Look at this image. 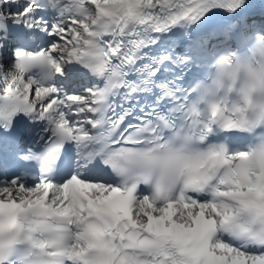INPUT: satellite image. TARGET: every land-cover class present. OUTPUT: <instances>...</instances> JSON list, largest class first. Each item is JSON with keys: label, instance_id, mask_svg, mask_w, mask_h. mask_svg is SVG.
<instances>
[{"label": "snow or ice", "instance_id": "snow-or-ice-1", "mask_svg": "<svg viewBox=\"0 0 264 264\" xmlns=\"http://www.w3.org/2000/svg\"><path fill=\"white\" fill-rule=\"evenodd\" d=\"M0 264H264V0H0Z\"/></svg>", "mask_w": 264, "mask_h": 264}]
</instances>
